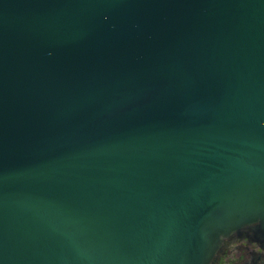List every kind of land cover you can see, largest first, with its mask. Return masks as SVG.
Segmentation results:
<instances>
[{
	"label": "water",
	"instance_id": "1",
	"mask_svg": "<svg viewBox=\"0 0 264 264\" xmlns=\"http://www.w3.org/2000/svg\"><path fill=\"white\" fill-rule=\"evenodd\" d=\"M264 251V0H0V264Z\"/></svg>",
	"mask_w": 264,
	"mask_h": 264
},
{
	"label": "flooded vegetation",
	"instance_id": "2",
	"mask_svg": "<svg viewBox=\"0 0 264 264\" xmlns=\"http://www.w3.org/2000/svg\"><path fill=\"white\" fill-rule=\"evenodd\" d=\"M213 264H264V251L243 238L226 242Z\"/></svg>",
	"mask_w": 264,
	"mask_h": 264
}]
</instances>
